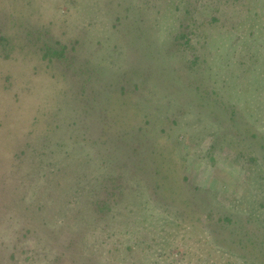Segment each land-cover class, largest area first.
I'll return each instance as SVG.
<instances>
[{"label": "rangeland", "instance_id": "rangeland-1", "mask_svg": "<svg viewBox=\"0 0 264 264\" xmlns=\"http://www.w3.org/2000/svg\"><path fill=\"white\" fill-rule=\"evenodd\" d=\"M17 2L0 27V264H255L264 0ZM10 4L0 0V20ZM131 6L155 48L128 26ZM118 78L138 94L106 91ZM95 92H112L101 109ZM123 108L143 154L131 160L92 141L115 138L96 112ZM227 215L238 220L218 230Z\"/></svg>", "mask_w": 264, "mask_h": 264}, {"label": "trees", "instance_id": "trees-1", "mask_svg": "<svg viewBox=\"0 0 264 264\" xmlns=\"http://www.w3.org/2000/svg\"><path fill=\"white\" fill-rule=\"evenodd\" d=\"M10 5L13 8L12 7H8L7 8V6H5V5L3 6L5 17H4L3 20H0V27L3 26V28H5V29H7L6 27L8 26L6 22L9 20V17H12V16H10L11 15V12H9L7 10L8 9H10V10L11 9H14L15 5H18L17 0H11V4ZM19 5L21 6V3ZM22 6H24V4ZM27 6H28V4H27ZM0 10L3 11L2 9H0ZM27 10L30 11V9L28 7H27ZM127 16L130 19V23L128 22V26L131 27L132 28L131 30H133L135 32L134 36L135 37L138 36L139 42H143L144 44H146V46L153 45L154 48H155L156 46L153 44V35H152V37L149 36L150 33L148 34V32L146 31L147 30V25H146V23H143L142 24L141 19H139L138 16H137L136 9H134L132 6L129 9H127V14L125 15V17H127ZM2 22H3V24H2ZM29 24L31 25V23H29ZM24 28L23 27L21 28L23 35L25 34L24 36H30V35H34L36 33V31L31 32V30H32V27L31 26H29V27H26L25 26ZM125 30H130V29L128 28V29H125ZM25 31H26V33H25ZM128 34L130 35V37L134 38L133 37V34H131V32H129ZM60 54H61V52H60ZM92 74H93V72L91 73V71H88L86 69L83 70V75L86 76V77H88L89 75H92ZM86 77H84V78H86ZM118 79L119 80H112V79H105V80H103V82H105L104 87L106 85V91L107 90H112V92L115 93L116 95L117 94L119 95V94H122L123 92H125L126 91V88H127V85L126 84H123V81L125 82V81H128V80H125L124 78H118ZM178 79L183 81L184 77L179 76ZM96 80H99V79L96 78ZM182 83H183V86H181L180 90L182 91L183 94H185V95L187 94L188 95L189 93L190 94L193 93L192 94L193 95L192 97H194V98L200 97L202 99V96L200 95V91H198L199 90L198 86H194L193 84H191L192 82L183 81ZM111 85L114 87V89H112ZM137 86L138 85L135 83L133 85V88H131V90L129 89V87L127 89L130 90L131 93L134 92L137 95L138 94L137 90L139 88V86H138V88H137ZM191 88H193V91H194L192 93L191 92H188V90H190ZM207 91L208 90H204L205 93ZM112 92L110 93V95L112 94ZM95 93L98 94L97 92H95ZM103 95L104 94L101 93V94H98L96 96V99L97 100L99 99V101L96 102L97 105H99L98 109H101L102 107L105 106L104 105L105 103L107 105V103L109 102V101H107V98L110 97V95H107L106 96V100H103L104 99L103 98ZM96 99L94 101H96ZM110 99H111V97H110ZM193 103L197 104L195 101H193ZM196 106L197 107L198 106L199 107H202L204 105L197 104ZM124 110H125V108L119 110L118 112H112V111H110L112 113H109L108 112L106 114L105 113H98V112H96V117L94 116L95 117L94 118L95 122L100 123L101 130H103L104 133H106V135H109L111 133V131L109 132V130H108L109 127L112 128V131H114L112 133V136L114 134V137L115 138L110 139L111 136H109V137L107 136V138H106L107 140H103V137L98 136V137H96V140H92V141H93V145L99 151L101 149L102 150H105L107 148L106 146L112 147L113 149H116V150H113V151H115V153H116L117 149L121 150L124 147L130 148V149H128V151H129L128 158L131 160L133 157L139 158L143 154H139V153H136L135 152L137 146L139 145V141H136V143H135L136 145L134 144L135 145L134 147L132 146L133 140H137L138 139V138H135L137 136H132L131 135L132 132H130V129L127 128L128 126L126 128L122 126L124 123H126V122H124V123L121 122V119H123V116L122 115H124L126 113V111H124ZM140 129H141V127H138V130H140ZM130 135H131V137H130ZM145 138H147V137H145ZM145 138L143 139L142 143L147 142V139H145ZM78 140H77L78 143H80L84 139H82V138L79 139L78 138ZM144 140H145V142H144ZM108 142H109V144H108ZM47 146H49V145H47ZM153 146H155V145H153ZM101 147H106V148L103 149ZM60 148H62L61 145H56V150L57 151H61L62 149H60ZM155 149H156V147H155ZM155 149L154 148H152V149H148L147 148L145 150H148V152L151 150L153 152L152 154L154 155V153H157L156 151L158 150V148H157L156 151H155ZM126 152H127V149H126ZM99 153H103V152H98L97 154H99ZM137 154H138V156H137ZM114 155H116V154H114ZM154 158H155V156H153V159ZM121 162H122V165H124V164L126 165L127 160L125 162L122 160ZM141 162L142 163H141L140 166H142V164H143V161H141ZM105 205L106 204L104 203L103 204V208L106 207ZM101 208H102V206H101ZM242 215H244V214H242ZM208 216L210 217L211 215L208 214ZM217 219L219 221L218 222L219 225L217 224V222L215 224L218 227V228L216 227L218 230L221 229V228H222L221 230L227 229L229 227V225L234 224L238 220V218H234V217L228 216V215L227 216H220ZM208 220H209V218L207 217L206 214H205V216H202L200 218V222H206ZM237 223L240 224V222H237ZM244 223H246V221ZM241 225H242V223H241ZM229 231L235 233V229H233V228H230ZM253 233L256 234V230H254ZM222 234H225V233H222ZM254 234H252L253 237L255 236ZM259 236H260V234H259ZM250 239H251V244L253 245V247H254L255 250L257 248H259L260 250L263 249V254L260 255L261 256L260 258H258V256H252V263L262 264L263 263L262 262V258L264 260V234H263V236L261 235V240H259V238L257 239V242L253 238H250Z\"/></svg>", "mask_w": 264, "mask_h": 264}]
</instances>
